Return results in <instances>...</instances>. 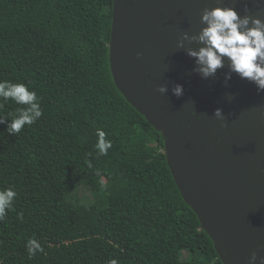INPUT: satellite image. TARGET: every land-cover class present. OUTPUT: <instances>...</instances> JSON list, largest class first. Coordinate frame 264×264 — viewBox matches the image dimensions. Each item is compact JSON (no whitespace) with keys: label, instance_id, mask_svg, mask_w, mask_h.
Returning a JSON list of instances; mask_svg holds the SVG:
<instances>
[{"label":"trees","instance_id":"16d2710c","mask_svg":"<svg viewBox=\"0 0 264 264\" xmlns=\"http://www.w3.org/2000/svg\"><path fill=\"white\" fill-rule=\"evenodd\" d=\"M113 5L0 0V80L28 85L43 110L18 134L0 123V190L17 192L0 221V264H224L174 178L162 132L114 81ZM18 107L8 101L0 117ZM98 128L112 141L106 156L97 157ZM81 186L107 204L71 201ZM31 238L44 251L29 258Z\"/></svg>","mask_w":264,"mask_h":264},{"label":"water","instance_id":"95a60500","mask_svg":"<svg viewBox=\"0 0 264 264\" xmlns=\"http://www.w3.org/2000/svg\"><path fill=\"white\" fill-rule=\"evenodd\" d=\"M218 6L264 20V0H114L111 69L162 132L174 178L223 263L251 264L255 252L254 264H264V91L231 72L227 58L204 79L188 55L204 46L192 39L206 26L203 11Z\"/></svg>","mask_w":264,"mask_h":264},{"label":"clouds","instance_id":"9594fccd","mask_svg":"<svg viewBox=\"0 0 264 264\" xmlns=\"http://www.w3.org/2000/svg\"><path fill=\"white\" fill-rule=\"evenodd\" d=\"M201 22L206 24L192 39L204 46L199 50H188V55L196 58L198 71L202 78L214 76L217 69L224 66L225 58L229 61L231 72L237 73L240 78L247 79L255 84L257 92L264 91V20L248 15L240 16L232 7H214L205 9ZM185 38H187L185 36ZM139 55V54H138ZM230 75L226 79H230ZM162 93L168 91L167 86L161 85L158 89ZM172 92L177 97L183 95V86L176 84ZM8 101L18 107L15 113H10L11 119L0 117V123L7 120V133L18 134L25 125H33L43 115L40 107V98L34 90L24 83H12L0 80V108ZM214 115L223 118L222 109H215ZM107 133L102 129L96 130L97 157L106 156L112 147V141L106 139ZM92 167L91 163H88ZM99 175V172H97ZM103 187L107 185L101 182ZM17 192L12 187L0 190V221L13 209V201ZM23 220V213L18 214ZM28 257L32 258L37 252H43V246L35 238L27 241ZM251 264L257 259L254 252L249 258ZM108 264H119L116 259L109 260Z\"/></svg>","mask_w":264,"mask_h":264},{"label":"rangeland","instance_id":"374dc122","mask_svg":"<svg viewBox=\"0 0 264 264\" xmlns=\"http://www.w3.org/2000/svg\"><path fill=\"white\" fill-rule=\"evenodd\" d=\"M105 198V193H103V191H99V193L94 194L88 186H81L77 192L72 193L71 195V201L73 202H78L77 200L83 201V203L101 201L103 202L102 204L106 205L107 203H105Z\"/></svg>","mask_w":264,"mask_h":264}]
</instances>
